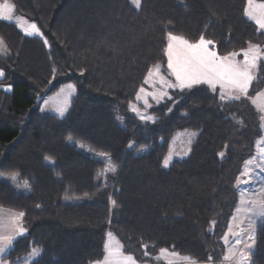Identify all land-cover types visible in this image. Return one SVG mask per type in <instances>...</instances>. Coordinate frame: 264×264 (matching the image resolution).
Listing matches in <instances>:
<instances>
[{
    "label": "trees",
    "instance_id": "obj_1",
    "mask_svg": "<svg viewBox=\"0 0 264 264\" xmlns=\"http://www.w3.org/2000/svg\"><path fill=\"white\" fill-rule=\"evenodd\" d=\"M10 1L44 38L0 20L10 51L0 53V175L18 177L0 180V207L23 213L24 230L4 259L24 264L40 249L31 264H96L112 231L140 264H159L162 249L180 255L177 264H223L238 181L263 135L251 99L264 90V60L243 100L200 85L172 91L151 109L153 122L129 107L149 71L167 67L169 33L203 36L223 56L264 46L247 0ZM67 83L77 86L68 114L42 115L44 99ZM182 130L197 131L191 154L164 168ZM254 238L252 264H264V221Z\"/></svg>",
    "mask_w": 264,
    "mask_h": 264
},
{
    "label": "rangeland",
    "instance_id": "obj_2",
    "mask_svg": "<svg viewBox=\"0 0 264 264\" xmlns=\"http://www.w3.org/2000/svg\"><path fill=\"white\" fill-rule=\"evenodd\" d=\"M256 3H264V0H256ZM5 4L13 6L14 10L12 11V13H10V15L12 16V19H10V20L0 19V20L5 21V22L10 23V24H13V25H16L18 27V29L20 31H22L26 36L44 38L43 33L40 31V29L38 28V26L34 22H31V21L27 20L26 18H24L23 16L16 14L15 7L10 0H0V8H2V6H4ZM247 18L257 26V29L259 32L264 33V29H260L259 26L255 23V21L253 19L249 18L248 16H247ZM32 24L36 25V28L39 30V33L38 34L34 33L32 35H28V34H26V30L31 31V25ZM0 41L3 42L2 43L3 51H0V53L2 56L6 57L7 55L10 54V51H9L7 45L5 44V42L1 38H0ZM168 43H169V41H168ZM250 46H258L259 49L261 50V56L257 60V66L254 69H252V74H253L254 78L249 84L247 94L244 95V94H241L239 92H233L232 90H230L228 88L221 89L220 85L217 84L215 91L218 93L220 98H221L222 93L225 94L226 98L223 99L224 101L243 100L245 98H248V96H249V93L251 91V87H252L254 80L256 79V75L258 73L259 65H260L261 61L264 60V46L256 44V43L255 44L254 43L249 44V47ZM209 48L211 50L216 51L218 56L223 57V55H221L215 48H213L212 44L209 45ZM243 52L237 53L238 55L235 57V59L238 62H241V63L243 62V60H244ZM157 66H159V68H160L159 74H156V72H155L156 67H154L152 69L153 75L151 77H149V75H148L146 78V79H148V83H145V86L143 88L144 92H140V94H139L140 98L139 99L136 98V101L134 103H132L129 107L130 112L133 115H135L142 122H153L155 120L154 115L151 113V109L161 105L162 103H164L168 100H170L172 98V94H171L172 91L190 89V88L180 89L179 87H169L168 86L169 84L175 85L177 83L175 77L171 74V70L168 69V67H165L162 65H157ZM0 72L3 73V75H0V78H3L4 72L1 69H0ZM161 77H163V80L167 81L168 83L167 84L163 83L161 80ZM69 85H71L72 87L70 88ZM200 85H206L207 87L212 89L211 86H209L205 83L194 84L191 88H193L195 86H200ZM5 89H6V91L11 92L12 86H7ZM145 93H150L152 95H146ZM229 94H231L233 96L239 95L240 98L239 99H234V98L228 99L227 96ZM258 94H264V90H262ZM258 94L255 97H253L251 99V101L253 103V100H256V103L255 104L253 103V105L258 110V112H260V114H261V122H262V130H263L262 137L256 143L258 144V146L260 148H264V111H261L260 107H259L260 105L264 104V96H261L259 99H257ZM76 95H77L76 84L75 83H67V84L63 85L60 88V90L57 91L55 94L50 95L44 99V101L42 102V104L40 106V113L42 115H51V116H55L58 118H64L68 114L70 106H71V102ZM61 109H63V115H61V113H60ZM133 109H136V111H133ZM142 117H144V118H142ZM147 117H150V119H148ZM196 135H197V131H195V130H192V131L191 130H182V131H179L176 133V135L173 137V139L170 143L168 154L165 157V159L170 157L169 163L166 167L163 164L164 168L168 169L175 163V161L184 160L190 156L191 147H192V144H193V141H194ZM257 144H256V146H257ZM80 149L83 152L87 153L88 155H90V156H92L98 160H101L104 162L110 161V159L108 157H106L105 155L95 154L91 150L84 148V147H81ZM146 152H147L146 149L142 151V153H146ZM2 179L8 180L12 184H15L18 177H17V175H0V180H2ZM242 181L243 182L246 181V184L248 185V180H247L245 175H243ZM259 215H264V214H261V208L259 210L253 211L252 214L250 212H248V213L239 212L238 215H236L235 219H233V223L231 224V227L229 226L231 231L228 230V232L225 236L226 239L224 238V243H225V247H226L225 251L226 252H225V261L223 264H252V255H253V252L255 250V238L252 237L246 243H243V241L245 239L244 237H245L246 233H248L247 231L250 229V227L253 225V223L256 221V219ZM237 220H238V222H237ZM237 223H238V226H237ZM233 228L236 230H233ZM23 235H21V236H23ZM237 241H239V243H237ZM106 245H110L113 248L118 247L120 249V252L123 255L131 256V255L124 253L122 244L120 243V241L117 239V237L115 236V234L112 231H110L108 233ZM38 250H39V254L33 256V255H31V253H32L31 252L27 256V258L25 259L26 261L24 264H31L32 262L38 260L42 254L41 250L40 249H38ZM242 254L246 257V259H244V260L241 259ZM106 255H107V252H106V246H105V256ZM226 257H227V259H226ZM157 259L159 260V264L160 263L161 264H177L183 260L180 255L175 254V253H171L169 251H166L164 253L161 252V254L158 256ZM103 260L100 261V264H102ZM134 260H135V264H140L135 258H134ZM96 264H98V263H96Z\"/></svg>",
    "mask_w": 264,
    "mask_h": 264
},
{
    "label": "snow or ice",
    "instance_id": "obj_3",
    "mask_svg": "<svg viewBox=\"0 0 264 264\" xmlns=\"http://www.w3.org/2000/svg\"><path fill=\"white\" fill-rule=\"evenodd\" d=\"M133 5L137 8L140 6V0H131ZM13 6L5 4L0 8V19L10 20L12 16L10 13L13 11ZM245 14L253 19L255 23L259 26L260 29H264V3H256V0H247V7L245 9ZM34 33H39V30L36 28L35 24L31 25V31L26 30V34L32 35ZM168 46H167V67L171 70V74L176 79V84L169 87H179L180 89L191 88L194 84L205 83L212 87L215 91L216 85L219 84L221 89L228 88L233 92H239L246 95L250 82L253 80L252 69L257 66V60L261 56V50L258 46H250L247 50L243 52L244 60L243 62H238L235 57L237 53H231L226 56H218L217 52L211 50L209 45L213 42L210 40H205L201 36L200 40L197 43H190L188 40L183 37L173 35L169 33L168 35ZM2 41H0V51H3ZM46 43V41H45ZM160 68L156 66L155 72L159 74ZM0 75H3L0 72ZM149 77L153 75L152 71H149ZM163 83L167 84L168 82L163 80ZM145 83H148V79L145 80ZM71 88L72 86L69 85ZM141 92H144V89L141 88ZM146 95H152L150 93H145ZM264 94H258L257 99H259ZM140 98L139 96L137 97ZM225 94H221V99H225ZM228 99H239V95L227 96ZM253 103H256V100H253ZM260 110L264 111V104L260 105ZM136 111V109H133ZM61 115H63V109L60 110ZM144 118V117H142ZM150 119V117H147ZM194 135V134H193ZM261 158L264 160V148H261ZM223 156V153H220ZM169 158L164 160L165 167L169 163ZM248 163H252L249 161ZM261 167V165H257ZM110 171H115V168H111ZM249 170H245L243 175L247 176ZM246 182V181H245ZM115 204V201H113ZM261 214H264V204L260 206ZM251 210V209H249ZM23 216V213L19 214ZM20 232H23V229H19ZM231 231V229H229ZM110 235V234H109ZM226 239V237H225ZM13 242L11 236H2L0 237V255H2L6 248ZM239 243V241H237ZM167 250L162 249L161 252L164 253ZM107 255L105 256L102 264H135V260L132 256L123 255L120 252V249L113 248L110 245H106ZM39 254L38 249H33L31 255L35 256ZM227 259V257H226ZM241 259L244 260L246 257L242 254ZM100 264V262H98Z\"/></svg>",
    "mask_w": 264,
    "mask_h": 264
},
{
    "label": "crops",
    "instance_id": "obj_4",
    "mask_svg": "<svg viewBox=\"0 0 264 264\" xmlns=\"http://www.w3.org/2000/svg\"><path fill=\"white\" fill-rule=\"evenodd\" d=\"M141 2L142 0H140V5ZM260 150L261 148L257 144L255 155L250 160H248L244 166L243 173L245 172V170H249V174L246 176L248 185L246 184V182L242 181L243 173L238 181L239 201L235 214L230 223V227L233 223V219H235L236 215H238L239 212H250L252 214L253 211L259 210L260 206L264 204V160H262L261 158ZM249 161H252V163H248ZM257 165H261V167H257ZM19 214L20 213L13 210L0 207V237L11 236L14 242L16 238L19 237V235L23 234V232L19 231V229H23V216H20ZM261 221H264V215H259L257 217L256 221L247 231L248 233H246L243 243H246L249 239L254 237L255 228ZM233 230L236 229L233 228ZM13 242L6 248L5 252L0 255V264H11L4 258L8 254Z\"/></svg>",
    "mask_w": 264,
    "mask_h": 264
},
{
    "label": "water",
    "instance_id": "obj_5",
    "mask_svg": "<svg viewBox=\"0 0 264 264\" xmlns=\"http://www.w3.org/2000/svg\"><path fill=\"white\" fill-rule=\"evenodd\" d=\"M41 102H42V99L40 98V99L37 101V106H40Z\"/></svg>",
    "mask_w": 264,
    "mask_h": 264
}]
</instances>
